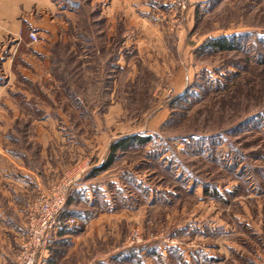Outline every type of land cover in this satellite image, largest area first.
I'll list each match as a JSON object with an SVG mask.
<instances>
[{"label":"rangeland","instance_id":"374dc122","mask_svg":"<svg viewBox=\"0 0 264 264\" xmlns=\"http://www.w3.org/2000/svg\"><path fill=\"white\" fill-rule=\"evenodd\" d=\"M118 2L110 40L85 0L47 61L0 71V190L12 168L40 179L16 234L0 222L20 236L0 264L64 183L74 223L36 264H264V0ZM132 135L149 139L112 155Z\"/></svg>","mask_w":264,"mask_h":264},{"label":"crops","instance_id":"0c3cea01","mask_svg":"<svg viewBox=\"0 0 264 264\" xmlns=\"http://www.w3.org/2000/svg\"><path fill=\"white\" fill-rule=\"evenodd\" d=\"M90 1V5H96L100 13L94 21H104L109 24L108 38L110 40L113 34L110 25L116 22L117 10L121 7L120 2L118 0ZM84 2L85 0H0V71L2 74L11 72L15 60V62L27 63L33 70L35 68L33 63H36L34 62L36 59L47 61L54 51L51 46L57 43L63 44L68 38L65 31L63 32L66 29L65 25L67 26L69 22L72 23L75 17L76 20L79 19L83 13ZM124 5H128L126 0ZM124 20H127V16L124 17ZM30 32H34L38 36L37 44L30 42ZM8 39L12 41L7 42ZM24 70H26L25 67L17 70L22 81H36L33 74L24 75ZM8 173L5 175L8 191L6 188L3 191L0 190L2 197L7 200L6 207L0 204V222L3 226L8 225L13 233L14 230L16 232V228H20L19 223L21 221V217L16 212L15 200L21 198L25 193L34 192L40 184V179L36 172H30L26 169L16 171L12 168ZM2 179L4 180V178ZM7 194H11L10 199L5 198ZM9 209L14 215L17 214L16 219L9 216ZM18 238L12 237L9 241L0 238L2 263L9 258L11 246L18 245ZM42 254H47V249L41 251L39 257Z\"/></svg>","mask_w":264,"mask_h":264},{"label":"built area","instance_id":"2783aa9c","mask_svg":"<svg viewBox=\"0 0 264 264\" xmlns=\"http://www.w3.org/2000/svg\"><path fill=\"white\" fill-rule=\"evenodd\" d=\"M31 43L38 42L34 32L29 33ZM69 183L54 187L48 194H41L37 201L28 202L25 209L27 223L19 264H36L40 252L45 250L52 233L71 226L73 220H61L58 216L64 205Z\"/></svg>","mask_w":264,"mask_h":264},{"label":"trees","instance_id":"16d2710c","mask_svg":"<svg viewBox=\"0 0 264 264\" xmlns=\"http://www.w3.org/2000/svg\"><path fill=\"white\" fill-rule=\"evenodd\" d=\"M211 44H213V47H217L218 49H227L228 47L226 46V43L223 39H221V41H214L212 42ZM149 138H143V137H139V136H136V135H132V136H127V137H124L120 140H118L117 142L114 143V145L112 146V155L113 153H115L117 150H120V149H125L127 147H129L130 145H133V144H137V145H144L145 143H147ZM110 160L109 162L105 165V166H102L101 169H105L108 167V165L110 164ZM100 169V168H99ZM66 205V202H64V205L62 207V210L60 211L59 213V218L61 220H68L69 217L71 216V213H68L67 211L64 210V207ZM65 227H63L62 229H60L57 233H55L54 235H59L61 233H63V231H65Z\"/></svg>","mask_w":264,"mask_h":264}]
</instances>
